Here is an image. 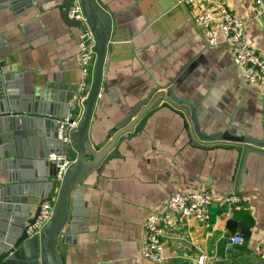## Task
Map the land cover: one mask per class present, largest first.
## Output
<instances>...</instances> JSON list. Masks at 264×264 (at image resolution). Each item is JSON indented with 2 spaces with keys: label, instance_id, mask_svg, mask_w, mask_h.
<instances>
[{
  "label": "crops",
  "instance_id": "crops-1",
  "mask_svg": "<svg viewBox=\"0 0 264 264\" xmlns=\"http://www.w3.org/2000/svg\"><path fill=\"white\" fill-rule=\"evenodd\" d=\"M8 2L19 3L16 12L12 7L0 11V69L13 92L38 94L62 114L79 77L78 28L61 18L59 1ZM96 2L110 16L111 36L102 75L106 85L88 127L87 140L95 150L108 142V133L132 104L185 65L190 67L174 91L194 104L203 99L209 115L200 120V132L219 133L231 123L260 146L199 138L181 110L161 101L76 183V202L71 190L74 216L69 214L64 228L73 221L74 231L64 234L63 228L58 235L59 263L157 264L139 251L148 214L176 191L205 189L213 196L208 226L170 215L163 223L162 264H194L199 249L216 264H264L257 250L264 237V93L244 80L229 47L207 46L194 23L195 8L178 0ZM205 4L232 10L244 21V41L264 53V0L260 5L254 0ZM67 151L74 159L73 147ZM6 184L0 163V189ZM230 194L240 198L239 208L226 214L222 200ZM235 235L242 244L231 241Z\"/></svg>",
  "mask_w": 264,
  "mask_h": 264
},
{
  "label": "water",
  "instance_id": "water-1",
  "mask_svg": "<svg viewBox=\"0 0 264 264\" xmlns=\"http://www.w3.org/2000/svg\"><path fill=\"white\" fill-rule=\"evenodd\" d=\"M70 1L62 0L57 8L69 27L79 28L81 22L68 17ZM18 3L15 5L8 0H0V11L12 7L16 12ZM79 3L94 38L96 58L81 118L70 134V145L76 156L59 185L52 180L55 165L46 158L51 151L60 152L62 148L69 155L66 144L57 139L56 123V119L67 115L69 105L64 103L65 110L57 114L53 105L41 101L38 94L13 92L9 87V76L0 69V163L7 181L6 186L0 189V264H60L55 245L69 214L74 216L69 210L71 190L76 202L80 197L79 191L74 188L76 183L90 169L97 168L117 139L131 131L135 123L161 101L181 110L199 138L260 146V143L245 136L244 130L231 123H225L226 130L219 133L206 135L200 132V120L209 115L202 106L203 99L194 104L176 97L174 91L182 74L190 67L185 65L180 66L165 84L153 86L143 98L132 104L108 133V142L95 150L87 135L100 89L106 85L102 82V75L106 69L104 60L110 49L111 20L96 0H79ZM3 38L4 34L0 33V41ZM103 91H106L105 88ZM53 191H56L53 215L39 233L31 235L29 231L37 219L40 206L43 201L51 199L50 193ZM74 223L72 221L71 226L64 228V234L74 231Z\"/></svg>",
  "mask_w": 264,
  "mask_h": 264
},
{
  "label": "built area",
  "instance_id": "built-area-1",
  "mask_svg": "<svg viewBox=\"0 0 264 264\" xmlns=\"http://www.w3.org/2000/svg\"><path fill=\"white\" fill-rule=\"evenodd\" d=\"M61 2L62 0H55ZM209 0H178V3L195 8L194 23L201 31L208 47L225 45L232 51L233 64L240 70L244 80L257 91L264 93V53L244 41V21L232 10L223 4H215L206 7ZM257 5L262 0H254ZM68 17L81 22L77 34V53L75 60L78 66L77 87L68 101L69 112L58 119L57 138L66 144V150L70 145V134L78 125L82 115L83 102L88 96L93 74L96 53L94 50V38L86 23L79 0H71L68 9ZM71 120V121H70ZM47 159L55 165L53 177L57 185L62 181L67 169L74 159L62 152H52ZM56 197L42 202L40 212L32 225L29 233L37 234L51 219L54 211ZM213 202L212 194L205 189H190L172 193L166 202L152 210L143 223L140 255L147 260L162 264L164 235L163 223L170 215H177L182 220H196L202 225L208 226L210 209ZM240 198L236 194H230L223 198L222 203L225 213L239 208ZM234 244H242L243 238L235 235L231 238ZM257 250L259 258L264 262V237L258 241ZM194 264H216L214 256L207 255L199 249L194 258Z\"/></svg>",
  "mask_w": 264,
  "mask_h": 264
}]
</instances>
